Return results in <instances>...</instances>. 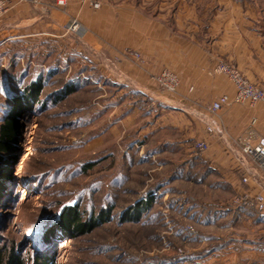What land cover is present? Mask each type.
Segmentation results:
<instances>
[{
  "label": "rangeland",
  "instance_id": "rangeland-1",
  "mask_svg": "<svg viewBox=\"0 0 264 264\" xmlns=\"http://www.w3.org/2000/svg\"><path fill=\"white\" fill-rule=\"evenodd\" d=\"M7 8L4 4L0 14V42L11 19ZM76 18L88 34V27ZM65 33L63 27L66 41L59 43L0 44V126L14 106L13 97L30 81L43 76V98L47 97L43 109L20 118V140L10 157L13 178L0 197V241H14L18 247L26 243L24 254L32 264L36 255L30 234L74 204L84 218L103 207L114 208L111 219L93 231L53 245L51 264H216L217 260L203 262L199 252L220 248L221 235H264V222L257 221L261 213L241 198L232 200L221 165L200 162L203 152L193 150L198 161L191 163L185 146L161 152L153 142L141 147L138 130L159 113L157 101L131 94L133 85L100 76L88 52L71 54L74 38L89 49L83 33ZM214 75L219 81L221 76L230 80L215 70ZM66 83L75 90L56 101ZM158 87L164 95L179 91ZM219 112H211L213 124ZM152 137H146L147 142ZM8 194L12 200L5 198ZM148 196L154 202L140 220L124 219L127 208Z\"/></svg>",
  "mask_w": 264,
  "mask_h": 264
},
{
  "label": "crops",
  "instance_id": "crops-1",
  "mask_svg": "<svg viewBox=\"0 0 264 264\" xmlns=\"http://www.w3.org/2000/svg\"><path fill=\"white\" fill-rule=\"evenodd\" d=\"M98 1L101 6L94 8L90 0H72L66 6L4 0L11 19L0 44L17 43L16 40L20 44L64 42L63 27L70 18L78 17L88 27L83 40L89 49L74 38L71 54L88 52L105 79L125 87L133 85L134 90L159 105L153 122L138 130L142 148L154 143L161 152L185 146L190 154L188 160L196 163L194 144L205 140L209 150L200 154L199 160L207 167L221 165L223 180L233 191L232 200L264 192V175L254 168L248 173L238 162L241 137L249 130L264 136V102L226 106L215 124L208 109L219 95L235 93L234 84L226 77L216 79L214 67L218 60L234 64L252 83L264 87V5L260 0ZM67 47L68 52L72 50ZM131 51L141 53L142 60ZM119 56L121 60L116 63ZM165 68L180 77L175 95H164L151 77ZM209 123L216 127L215 132L207 131ZM166 131L175 138H168ZM151 134L152 140L148 138L147 142ZM247 174L249 179L244 182ZM260 213L258 224L264 222V211ZM221 244L201 257L202 261L264 264L263 233L251 237L233 231L228 236L221 235ZM215 254L221 256L214 257Z\"/></svg>",
  "mask_w": 264,
  "mask_h": 264
},
{
  "label": "trees",
  "instance_id": "trees-1",
  "mask_svg": "<svg viewBox=\"0 0 264 264\" xmlns=\"http://www.w3.org/2000/svg\"><path fill=\"white\" fill-rule=\"evenodd\" d=\"M44 89L45 79L43 76H39L25 85L22 92L13 97L14 106L7 113L0 126V197L2 196L6 182L13 178V164L10 157L11 154H14L13 152L20 140V118L26 112L36 113L37 110H41L46 106L47 97L43 98ZM74 90L75 85L66 83L57 93L55 100L57 101L71 94ZM130 92L131 94H141L134 89ZM34 186L36 187L35 184ZM5 198L12 200V195L8 194ZM153 202L154 197L150 196L140 199L127 208L124 219L140 220L144 212L152 206ZM113 208V205L103 207L99 213L95 214L92 212L84 218L78 204L63 207L55 219L50 222L51 224L47 221L46 226L30 234L32 241L30 247L35 250L33 252L36 255L32 264H51L50 253L53 251V245H59L63 241L93 231L96 227L111 219ZM27 248L28 245L26 243L18 247L14 241L11 243L0 241V264H29L28 258L24 254V249L27 250ZM212 250L213 247H205L199 252L200 257L207 255ZM165 261L164 259L163 262Z\"/></svg>",
  "mask_w": 264,
  "mask_h": 264
},
{
  "label": "built area",
  "instance_id": "built-area-1",
  "mask_svg": "<svg viewBox=\"0 0 264 264\" xmlns=\"http://www.w3.org/2000/svg\"><path fill=\"white\" fill-rule=\"evenodd\" d=\"M33 5H43L47 3L55 4L57 6H66L72 0H28ZM90 3L94 7H100V2L97 0H90ZM4 1H0V14L4 9ZM65 34L76 33L81 35L87 30L84 25L76 18H70L64 26ZM135 58L142 60V55L139 52L131 53ZM120 60L119 57L115 59V62ZM214 70L218 73H223L235 86L234 95L221 94L209 106V111L218 113L224 107L233 103H248L254 105L258 102H264V87L258 86L247 79L240 69L226 61L218 60ZM155 81L158 85L168 91L176 92L180 87L179 75L168 68H165L154 75ZM217 129L214 125L208 124L207 131L209 133L215 132ZM240 154L238 156V162L240 166L244 168L248 173H251L252 168L256 169L264 175V136H257L254 130H249L247 134L241 137L240 141ZM209 148V144L205 140H197L194 144V149L197 152H204ZM258 178V176L256 175ZM249 179V175L243 176V181L246 182ZM241 202L250 204L256 211H264V192H259L255 197L250 198L247 196L241 197Z\"/></svg>",
  "mask_w": 264,
  "mask_h": 264
}]
</instances>
